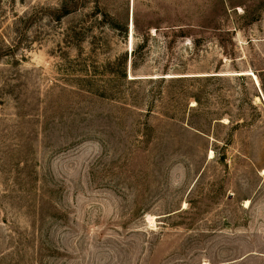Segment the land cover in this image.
I'll use <instances>...</instances> for the list:
<instances>
[{
  "label": "rangeland",
  "instance_id": "1",
  "mask_svg": "<svg viewBox=\"0 0 264 264\" xmlns=\"http://www.w3.org/2000/svg\"><path fill=\"white\" fill-rule=\"evenodd\" d=\"M263 170L264 0H0V264H264Z\"/></svg>",
  "mask_w": 264,
  "mask_h": 264
},
{
  "label": "bare ground",
  "instance_id": "2",
  "mask_svg": "<svg viewBox=\"0 0 264 264\" xmlns=\"http://www.w3.org/2000/svg\"><path fill=\"white\" fill-rule=\"evenodd\" d=\"M243 74H246V75H249V76L253 77L255 83L258 85V80H257L256 76L254 75V73L249 72V71H247V72L244 71ZM210 154H212V151H210ZM262 173L264 174V170L262 171ZM245 203L248 204V200H246Z\"/></svg>",
  "mask_w": 264,
  "mask_h": 264
},
{
  "label": "trees",
  "instance_id": "3",
  "mask_svg": "<svg viewBox=\"0 0 264 264\" xmlns=\"http://www.w3.org/2000/svg\"><path fill=\"white\" fill-rule=\"evenodd\" d=\"M242 76V75H241ZM196 102L198 103V101L196 100Z\"/></svg>",
  "mask_w": 264,
  "mask_h": 264
}]
</instances>
